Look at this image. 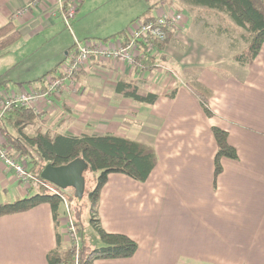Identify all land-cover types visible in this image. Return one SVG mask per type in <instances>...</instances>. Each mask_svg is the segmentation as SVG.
<instances>
[{"label":"crops","instance_id":"obj_1","mask_svg":"<svg viewBox=\"0 0 264 264\" xmlns=\"http://www.w3.org/2000/svg\"><path fill=\"white\" fill-rule=\"evenodd\" d=\"M59 2L0 0V27L13 20L22 36L58 37L67 62L75 48L73 43L66 50L62 40L66 35L53 19L61 12ZM186 25L175 31L174 41L185 38ZM115 41L120 39L109 42ZM197 46L207 55L188 59L187 51L174 44L165 51L185 70L184 80L187 67L200 70L188 72L186 80L211 91L212 116L186 84L171 80L175 75L168 69L144 71L137 63L100 59L80 72L76 92L65 86L52 102L41 101L36 107L40 118H46L43 126L55 132L114 133L151 145L157 153V164L146 181L111 173L102 187L103 227L128 234L139 248L130 257L98 259L96 264H264V44L250 65L231 61L227 70L212 67L223 59ZM122 78L143 79L142 91L158 94V100L147 104L118 93ZM45 84L32 83V90ZM17 89L28 90L23 85ZM172 89H177L174 98L165 95ZM214 125L228 131L229 143L239 155L238 160H222L216 187ZM24 188L0 163V202L26 195ZM55 243L48 203L0 216V264H47Z\"/></svg>","mask_w":264,"mask_h":264},{"label":"trees","instance_id":"obj_2","mask_svg":"<svg viewBox=\"0 0 264 264\" xmlns=\"http://www.w3.org/2000/svg\"><path fill=\"white\" fill-rule=\"evenodd\" d=\"M83 1L80 0L75 13H77ZM144 1L148 5L147 9L134 19L144 23L155 21V9L157 8L175 9L182 12L188 18V21L189 15L186 11L193 14L200 8L217 10L224 14L233 24L243 30L239 36L246 41L247 45L232 57V60L243 66L250 65L254 61L264 44V0ZM172 4L177 5V7L172 6ZM131 31L123 29L110 37L104 38V40L108 41L119 36L121 41L127 42L131 39V35L133 37ZM165 31V41L157 44L155 49L157 53L155 54L148 51L146 43L136 39L137 42L143 45H138L139 54L135 63L139 64L144 71L153 70L165 58L163 53L164 45L173 38L175 33L174 29H169L168 27H165ZM219 32H230V28H220ZM21 35L20 29L13 20L1 26L0 54L8 51L9 47ZM73 47H75V43ZM58 66L59 64L44 75L27 83L35 84L40 82L45 84L53 73L58 71ZM15 84L24 85L26 83L15 82ZM142 84H144L143 79L122 78L116 85V91L137 102L154 104L158 100L159 95L152 92H143L141 89ZM186 85L194 96L200 100L207 115L212 116L214 113L210 106L211 91L204 88L203 85L196 84L197 87L204 90L203 92L201 89L195 88L187 80ZM45 86L46 84L44 88ZM176 93L177 89H172L165 95L174 98ZM41 121H46V118L40 119V114H37L32 107L14 108L13 111L5 114L0 119L3 145L20 155L21 161L40 179H42V170L49 163L59 166L76 158L84 159L87 162L88 168L86 171L92 172L95 184L89 185L87 182L84 195L89 199L91 221L100 235L102 245L92 246L86 242L79 241L66 246V243L63 242L62 233L59 231L61 226L59 219L60 209L63 204L61 196L65 195L69 199L76 224L79 223V219L82 216L84 205V203L76 204L74 202L78 197L75 196V191L71 187L62 189L48 181L57 188L58 192L54 193L42 184L32 182L26 189V195L12 201L0 202V216L23 212L42 203L49 204L56 233V243L54 248L47 254V264H96L98 259L123 258L133 255L139 248L138 242L134 238L126 233L107 231L103 227L99 216L100 193L111 173L124 174L139 182L146 181L158 160L154 147L144 142L109 132L104 134L55 132L50 128L44 127ZM27 127L31 129L27 131ZM212 132L217 145L213 172V186L216 187L218 176L223 171L222 160L224 158L238 160L239 155L237 149L229 143V133L226 129L214 125L212 126ZM68 189L72 190V192H69Z\"/></svg>","mask_w":264,"mask_h":264},{"label":"rangeland","instance_id":"obj_3","mask_svg":"<svg viewBox=\"0 0 264 264\" xmlns=\"http://www.w3.org/2000/svg\"><path fill=\"white\" fill-rule=\"evenodd\" d=\"M79 2L80 0H62V6L61 2L57 4L58 7L56 6L61 9V12L58 9L59 16H53L54 21L62 26V33L66 35L62 38V40L64 39L66 41V50H68L69 46L77 40L90 39L105 41L104 38L110 37L120 30L125 29L128 31V29H136L139 21L134 19L142 14L148 7L144 0H84L77 13H75L74 16L69 17L72 24V31H70L66 27L63 14L68 12L70 9L76 11V7H78ZM172 6L177 7L175 4H172ZM155 10L156 13L162 11L161 8H157ZM186 13L189 15V21L186 19L185 21H187L189 26L188 28L186 27L187 33L185 31V38L182 40L180 37L175 41L173 38L168 40L163 49L165 58L160 61L161 64L159 63L153 69H173L175 76L170 75L171 80L177 83H181L182 81L184 84H186V79L190 78L189 73L195 74V72H199L200 70L193 67H187L186 69L188 70H186V72L188 78L185 77L186 79L184 80L183 77L186 74L185 70L182 69L180 65L173 63L170 59V53L165 51V49H168L170 45L172 47V44H174L180 47L179 49L184 51L186 50V53H188V59H192L196 56L202 58L203 55H207L204 52H201V54L199 53L197 45L200 44L205 51H210L212 55L214 54L213 56L218 55L223 59V62L213 64L212 67H218L226 70L228 69L229 62L234 61L232 60V57L239 53L247 45L246 41L239 36L243 30L233 24L224 14L218 12L217 10L200 8L193 14L188 13V11H186ZM225 27H229L230 32H219L220 28ZM33 38L34 39H32L31 36L28 37L26 35H21V37H19L18 40L9 47L8 51L4 54H0V94L8 95L18 90L17 88L19 85L15 84L16 81H31L34 80V78L46 73L49 68L56 64H59L58 70L64 65L66 56L64 52L60 53L59 51L60 45L63 42H60L58 37L41 40L39 39L41 38V35H37ZM118 38L119 36L111 38L106 42ZM163 41L165 40L159 42ZM189 41H193L197 45L195 44L189 46ZM148 47H150V45H148ZM169 50L173 52L172 49ZM61 60H63L62 63H58ZM164 74L166 73L164 72ZM145 76L147 77L148 73H146ZM27 82H24L26 84L23 86H25L28 90H32L33 88L31 84ZM188 82L194 85L195 88L201 89L196 86L193 80H189ZM145 84L146 82L142 85V88H144L143 86ZM7 87H9V89H7ZM143 91L149 92L147 89H143ZM201 91L204 92L203 89H201ZM11 111L13 110H10L9 112ZM29 129L31 128L27 127L26 130L28 131ZM83 175L86 183L88 182L89 185L95 184L92 172L85 170ZM68 191L72 192V190L69 189ZM84 193L82 194V197L74 200L76 204L84 203L82 216L79 219L78 224H76L75 215L72 212V219L76 224V234L74 239H72L70 235H67L66 209L64 203L61 206L60 218L63 219L62 223L64 228V232L61 230V233L63 242L66 243V246L77 241H83L92 246L102 245L100 235L91 221L89 199L84 195Z\"/></svg>","mask_w":264,"mask_h":264},{"label":"built area","instance_id":"obj_4","mask_svg":"<svg viewBox=\"0 0 264 264\" xmlns=\"http://www.w3.org/2000/svg\"><path fill=\"white\" fill-rule=\"evenodd\" d=\"M62 6V0H60ZM162 11L156 13L155 21L144 23L139 21L138 27L132 30L133 37L127 42L115 41L106 42L98 40H77L75 42V51L72 57L64 63L60 68L58 75L52 76L46 81V86L40 90H20L12 94H0V119L4 117L10 110L17 107H32L37 114V105L43 101L46 105L53 101V96L61 95L65 86L70 88V92L74 93L78 90L76 85L77 77L82 70H86L93 60L100 59L101 61H114L125 64L135 63L139 54L138 45H143L137 40L150 45L148 51L152 54L157 53L156 43L165 40V27L181 31L185 29L187 17L175 9L161 8ZM75 11L70 9L63 14L66 27L72 31V24L69 20L70 16H74ZM118 42V44L116 43ZM168 71L175 75L173 70ZM0 163L9 171H12L18 182L27 189L32 182H37L47 187L48 190L56 193L57 188L47 180L40 179L34 175L29 167L21 161L20 155L14 153L9 148L3 145V137L0 132ZM66 209L67 235L72 239L75 238L76 228L75 222L72 219V210L68 198L65 195L61 196ZM78 243V241L76 242Z\"/></svg>","mask_w":264,"mask_h":264},{"label":"water","instance_id":"obj_5","mask_svg":"<svg viewBox=\"0 0 264 264\" xmlns=\"http://www.w3.org/2000/svg\"><path fill=\"white\" fill-rule=\"evenodd\" d=\"M87 168V162L81 158L59 166L49 163L42 170L41 177L62 189L73 188L75 196L79 198L85 191L86 182L83 172Z\"/></svg>","mask_w":264,"mask_h":264}]
</instances>
